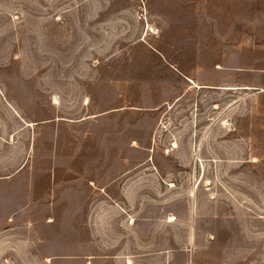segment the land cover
<instances>
[{"label":"rangeland","instance_id":"rangeland-1","mask_svg":"<svg viewBox=\"0 0 264 264\" xmlns=\"http://www.w3.org/2000/svg\"><path fill=\"white\" fill-rule=\"evenodd\" d=\"M0 264H264V0H0Z\"/></svg>","mask_w":264,"mask_h":264}]
</instances>
